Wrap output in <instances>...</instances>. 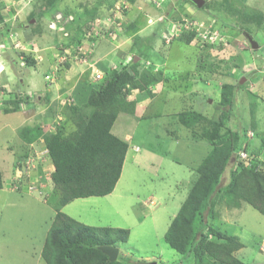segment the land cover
Segmentation results:
<instances>
[{"label": "rangeland", "instance_id": "1", "mask_svg": "<svg viewBox=\"0 0 264 264\" xmlns=\"http://www.w3.org/2000/svg\"><path fill=\"white\" fill-rule=\"evenodd\" d=\"M118 1H114L110 8ZM19 2L28 8V12L22 18V25L15 24L21 18L11 25L37 29L46 41L49 40L39 45L38 53L33 49V37L25 40L26 45H20V39L14 44L12 41L17 34L15 30L10 31L11 22L4 21L5 12ZM129 2L125 14L121 15L124 31L116 37L118 39L133 36L140 29L127 22L126 14L132 10L136 12L137 4L143 3L139 0ZM107 3L104 0H0V16H5L0 21V36L3 30L9 32L11 42L4 45L10 49L6 56L15 72L12 85L0 88V100H5L6 104L0 105V171L7 176L2 178L4 189L0 188V202L5 201V206H0V264H36L58 209L92 226L130 229L132 235L126 244L120 245V254L131 263L194 264L192 257L172 248L165 235L198 178L196 168L204 157L217 142L234 143L236 131L246 128L249 142L247 149L239 152V157L242 159L249 154L246 163L264 171V0H205L202 7L191 0H171L175 8L170 20H166L168 25L164 24L163 14L155 26L149 25L147 33H155L156 39L137 59L145 65L146 72H162L163 79L146 90L131 89L129 98L137 102L136 111L133 114L119 113L112 128L123 138L130 136L125 165L113 193L80 197L65 205L59 203V192L51 180L52 161L46 152H42L46 148L45 141L42 138L36 140L33 147L37 152L25 154L24 147L29 142L23 140L25 144L21 142L19 147V131L22 127L36 124H40L44 131H51L57 122H60L58 125L67 122V131L72 130L75 112L90 110L86 109V102L91 88L83 89L78 83L72 87L73 82L66 79L67 87L62 86L66 92L64 98L68 100L66 105H62L60 100L51 102L50 96L39 103L37 94L33 101H22L18 105L16 97L19 91L26 93L23 84L26 80L37 89L46 88L48 83L51 86L46 75L52 73L56 55L69 49L74 54L75 41L80 40V36L83 43L89 44L91 62L96 63L93 61V48L104 37H90L87 27L91 23L101 31L104 21L97 19L109 15L111 9L107 12ZM59 8L65 9L68 15V10L74 11L69 23H64L65 20L57 16H62ZM187 23L191 25L190 29L182 30L168 40L169 30L179 25L185 29ZM132 27H135L134 31ZM191 29L198 32L193 30L196 36L187 43L183 34ZM204 31L209 35L216 33V36L205 39L201 35ZM247 34L254 37L260 47L254 48ZM142 38L139 34L133 36L128 48L137 50L135 42L139 44ZM13 58L17 60L15 66ZM33 58L36 60L34 65L31 63ZM83 65L92 75L88 62ZM67 69L70 74L78 70L73 69L70 63L58 69L55 81L60 76L64 78L62 71ZM91 78L92 82L88 84L93 87L101 84L102 80ZM223 91L232 97L221 103ZM186 110H195L207 119L186 127L179 120V114ZM219 115L223 119V125L219 127L220 136L208 140L203 127L208 124L213 127L211 121ZM7 133L8 142H5L2 135ZM28 160L35 167L42 163L43 170L27 169V173L31 170L27 177L24 166L28 165ZM229 170L223 182L228 178ZM33 176L36 177L35 187L29 190V186L22 182H30ZM24 199L27 200L25 205ZM16 200L18 202L14 206L7 204ZM34 201L43 209H37ZM215 211L219 217L213 219L208 213V220L244 243L235 255L245 264H264V214L245 201L241 207L229 206L220 196L215 198ZM40 264L46 262L43 260Z\"/></svg>", "mask_w": 264, "mask_h": 264}, {"label": "trees", "instance_id": "2", "mask_svg": "<svg viewBox=\"0 0 264 264\" xmlns=\"http://www.w3.org/2000/svg\"><path fill=\"white\" fill-rule=\"evenodd\" d=\"M1 19H4L2 14ZM183 35L185 42L190 43L196 33L189 30ZM154 39L155 33L142 38L139 44L135 42L140 58ZM75 42H83V37ZM31 63L34 65L36 60L33 58ZM105 76L89 93L86 109L90 110L75 112L72 130L67 131V122L60 125L57 122L51 131H44L40 124L25 126L19 131L23 140L29 143L44 139L47 155L54 165L51 178L59 192L61 205L76 198L104 196L114 191L123 171L129 142L112 131L113 125L119 113H135L137 102L129 98L131 89L146 90L163 79L162 72H146L134 58L120 70H108ZM29 97L18 94L17 104L28 103ZM231 97L223 91L220 102L229 101ZM206 119L195 110L179 114L180 122L186 127ZM211 123L213 127L211 124L203 127L208 140L220 136L222 115ZM248 135L247 129L242 128L236 131L234 143L220 141L214 144L196 168L198 178L166 232L168 244L181 254L192 257L194 264H245L235 255L244 243L218 229L208 217L209 214L213 219L219 217L215 211V198L219 196L229 206L241 207L245 201L264 214V171L246 163L249 154L242 159L239 157V152L247 149ZM228 168L229 176L223 182ZM2 186L0 171V188ZM129 235L128 228L92 226L58 209L41 256L46 264H144V261L131 263L121 254L117 260H110L99 248L101 245L119 246L129 239Z\"/></svg>", "mask_w": 264, "mask_h": 264}, {"label": "crops", "instance_id": "3", "mask_svg": "<svg viewBox=\"0 0 264 264\" xmlns=\"http://www.w3.org/2000/svg\"><path fill=\"white\" fill-rule=\"evenodd\" d=\"M104 1H108L107 6H106L107 12H108V10L110 11V9H112L114 7L113 6L112 8H110L112 6V3L114 1L116 2V0H104ZM139 1H142L143 4H137L138 2L136 3L138 5L137 6L138 9H135L136 12H134L132 10L131 13L126 14V16L128 18V20H127L128 23H130V24L133 23L134 25L136 24V26H139L140 27V29L137 30L133 34V36H135L136 34H139L141 37L148 36V33L147 32L150 31V30L147 31L150 28L149 25H154L155 26V24L157 22H159L158 20L161 19L160 18L161 17V14H163L162 16H164L163 18H164V21H165L164 24H166L165 26L168 25V23H167L166 20H170L169 17H171L172 14H174V8H175V5H171V0H139ZM16 4H17V6L12 7V9H11L12 11L11 10L9 11V12H11L10 13L11 14V17H9V12L8 11L5 12L6 18L4 19V21L5 22H9L10 21L11 22L10 25L15 20L16 21L19 20V18H21V20L20 21H17L15 24L18 23L19 25L20 24L22 25V23H23L22 18L28 12V8L27 7H24V5L21 2L16 3ZM168 5H169V7H168ZM59 9L62 10L61 11L62 16H60V14H58L57 16L58 17H61L63 20H65L64 23L65 22L66 23H69L72 20L71 18L73 17V15L71 13H73L74 11L68 10L69 13H70L68 15V13H67V11L65 9H61V8H59ZM148 17H150V18H148ZM150 19H152V20L150 21ZM146 22H148V24ZM19 25H15L14 27H12V25L10 26L11 27L10 28V31H12V30L14 31L15 30L14 32H16V34H17V36H15L16 38L12 42L14 44L15 43H18V42H16V40H19L20 39V40H22V41H19L20 42V45H21V44H25L26 43V41H25L26 39H29L30 40V37L31 38L33 37L34 39H33L32 42H34V43H32V45L35 44V48H33V47L32 48L35 50V52L38 53V51L41 49L39 47V45L45 43L46 40L43 38V36L39 33V31L37 29L25 28L24 26L21 27ZM59 25H60V23H59ZM134 29H135V27H132V30L133 31H134ZM68 31L69 30L67 29V32ZM66 34H69V33H66ZM133 36H130V35L128 37L125 36L126 38H123V39L121 37L119 39L118 38L110 39V38H105L104 37L101 40V42H96L97 45L93 48L94 52H92V54H93L92 56L95 59V60L93 59V61L96 62L95 63L96 64V67L106 73L108 70L113 69L116 66H119L121 63H127L129 61V59L131 58V55H134V54L136 55L137 54V50H135L136 48L135 49H129L128 48V46L131 44V38ZM50 39L53 41L52 38H50ZM7 41H10L11 42L10 36H9V32L7 33L6 30H3L2 37L0 36V57H1V59H3V62L2 63L0 62V84L1 85L4 84V85L2 87H0V88H3V87L5 88V85H6V87H7V85L11 86L12 85V82H13V74H15L14 69H13L12 65L8 62L7 56H6L7 55L6 54L7 53V50H10V49H7L6 46L4 45L5 43L7 44ZM48 41H46V43H48ZM63 41H66V40H62V42ZM67 42H69V40H67L64 43H67ZM83 44H85V43H83ZM84 47H86V48L89 47V44L86 43L84 45ZM15 48H18V46H16ZM51 48L52 47H48V49H51ZM12 49H13V47L11 48V50ZM10 52L12 53V51H10ZM57 55H56V57H57ZM47 57H50V56H47ZM12 60H13L12 63H14V66H15L17 60H16V58H13ZM55 63H56V61H55ZM83 64L84 63H81V62H77V63H72L71 64L73 69L74 68H76V69L78 68V70L75 73H71V74H70V72L68 73V69L67 70H63V71L61 70L63 72V74H64L65 77L64 78H61V76H60V78L57 77L58 79L56 81L52 82L51 86L48 83L47 86H46V88H44V89H42V88L37 89L36 87L32 86V84L29 81L26 80V81L23 82L24 88L26 89V91H25L26 93H24L22 91H19V94H24V95L32 96L33 98L30 99L32 101L34 100V95L37 94V99H38V102L39 103H43L41 101L43 99H45V98L46 99L49 98V96H50V101L51 102H54L55 100L56 101L57 100H60L61 101V104L62 105H65V104H63V100H65V98H64L65 96L64 95H65L66 92H65V89L64 90L62 89V88H64L62 86L67 87V83L68 82L66 83V79H69V80H71V82H73V85L71 84L72 87L73 86H76L77 83L78 84H81L83 86V89H85V87H87L89 89L90 88L92 89V87H93L92 85L88 84V82L89 83L92 82L91 80H89L91 78V76H92L91 75V71L90 70H87L84 67ZM62 82H65L66 84H62ZM53 83H55V84L53 85ZM81 85L79 87H81ZM11 90L13 91L14 88L13 89L11 88ZM11 94H13V93H11ZM4 101L5 100H2V101L0 100L1 105H6V104H4ZM146 109L148 110L147 107H146ZM112 131H113V129H112ZM8 135H9L8 133L2 135V137L4 138V141L5 142H8V140H7ZM18 135H19V133H18ZM18 137H19V141H20L18 145H19V147H21L22 146L21 142L24 143V141H23V139L20 136H18ZM119 137H121V136H119ZM129 137L130 136H128L127 138H123V137H121V138L127 140V139H129ZM42 140H44V139L42 138ZM35 143H36V141L35 142H32V143H26L27 146L24 147L25 154H27V153L30 154V153L37 152V148H34L33 147V145H35ZM134 149L137 150L136 149V146L134 147ZM42 152H46V154H47V146H46L45 150H43ZM14 156H16V155H14ZM126 158H127V155H126ZM39 161L42 162L43 160H39ZM125 161H126V159H125ZM12 163H13V165H15V162H12ZM51 164H52V171H53L54 170V165H53V163H51ZM124 165H125V162H124ZM42 167H44L42 165V163H39V166H37L33 170H35V172H37L36 171L37 169H41V171H42L43 170ZM2 174H3V177L2 178L7 177L6 174L5 175H4V173H2ZM5 179H7V178H5ZM35 179H36V177L33 176L31 178V181L28 182V184H34ZM23 184L26 185L27 183H23ZM1 189L3 190L4 187L2 186ZM11 189L13 191L15 190V188H12V187H11ZM37 200L40 201V199H38V198H37ZM25 201L26 202H23L24 205L27 203V200H25ZM4 202L3 201L0 202V206L1 207L5 206V203ZM16 202H18V200L13 201V202L12 201H9L7 204L14 206V205H16ZM34 203H35V206H36L37 209H40V210L43 209V207H42L41 204H38L35 201H34ZM56 212H55V214H56ZM144 218L145 217L143 216L142 219H144ZM106 226H111V225H106ZM49 228H48V230H49ZM130 235H132V231L130 232ZM130 235H129V238H130ZM127 241H125V242H127ZM125 242H121L120 245L126 244ZM120 245L118 247H119L120 252H121V246ZM42 249H43V247H42ZM42 249L40 250V253L38 254V257L35 260V263L36 264H40V263L43 262V259H42V256H41ZM124 255H126V254H124Z\"/></svg>", "mask_w": 264, "mask_h": 264}, {"label": "built area", "instance_id": "4", "mask_svg": "<svg viewBox=\"0 0 264 264\" xmlns=\"http://www.w3.org/2000/svg\"><path fill=\"white\" fill-rule=\"evenodd\" d=\"M129 1L128 0H119L117 2V4L111 9L110 13H108L109 15L105 18H99L97 19L99 22L103 19L104 23L102 24V28L101 31H97L95 27H93L90 23V25H88L89 27H87L88 29V33L89 35H91L90 37L92 38H98V37H105V38H111L114 39L117 36H119L121 34V32L124 31V20L122 19V16L124 13V10L128 9L129 6ZM152 19H150L151 21ZM184 28L182 26H177L175 28H172L171 30H169V41L173 38L174 35H178V32H181L182 30H188L191 28V25L189 23H187L186 25H184ZM191 30H196V29H191ZM197 31V30H196ZM198 32V31H197ZM171 34V35H170ZM173 34V35H172ZM88 35V36H89ZM203 38H209V39H213L216 33H213L212 35H209L208 32L204 31L202 34ZM87 36V35H86ZM97 36V37H96ZM93 41V39H92ZM94 46V43L93 45ZM77 48L79 49V51H77ZM75 53L72 54L69 50H66L64 53H59L57 55V61L54 64V67L52 68V73L47 74V78L51 81L54 82L56 79V72L58 71V69H61L63 67H65L67 64L69 63H76V62H82V63H86L88 62V66L90 68H92L93 71V77L96 80H103L105 73L98 69L95 64H93L92 58L89 57V50L88 48L84 47L83 44H79L77 45L76 49L73 50ZM0 62H1V57H0ZM2 63V62H1ZM54 71V72H53ZM68 100L63 101V103H67ZM60 123V122H58ZM28 165L24 166V168L26 169H30L31 167H34L35 164L30 163V160H28L26 162ZM30 188H33L32 186Z\"/></svg>", "mask_w": 264, "mask_h": 264}, {"label": "water", "instance_id": "5", "mask_svg": "<svg viewBox=\"0 0 264 264\" xmlns=\"http://www.w3.org/2000/svg\"><path fill=\"white\" fill-rule=\"evenodd\" d=\"M193 1L194 3H196V5L198 7H202L205 0H191ZM247 37L250 41V43L252 44V46L254 48H257V47H260V44L259 42L254 38L252 37L250 34H247ZM138 58V57H137ZM99 248L109 256L110 260H117L118 259V256L120 254V249L118 246H114V245H101L99 246ZM144 264H157V261H146L144 262Z\"/></svg>", "mask_w": 264, "mask_h": 264}, {"label": "clouds", "instance_id": "6", "mask_svg": "<svg viewBox=\"0 0 264 264\" xmlns=\"http://www.w3.org/2000/svg\"><path fill=\"white\" fill-rule=\"evenodd\" d=\"M130 3V2H129ZM111 39V38H110ZM115 39V38H114ZM79 44H82V42H80ZM79 44H77V45H79ZM137 57H139L138 56V54H134V55H131V58L129 59V61L127 62V63H129L133 58H134V61H137ZM140 58V57H139ZM75 63V62H74ZM77 63V62H76ZM82 63V62H81ZM127 63H121L119 66H116V67H114V69H118V70H120L124 65H126ZM70 64V63H69ZM72 64V63H71ZM68 65V64H67ZM66 65V66H67ZM65 66V67H66ZM141 66L142 67H144V68H146L145 67V65L144 64H141ZM64 68V67H63ZM62 69V68H61ZM104 72V71H103ZM105 73V72H104ZM105 75H106V73H105ZM92 76H93V74H92ZM52 83V82H51ZM65 101V100H64ZM63 104H66V103H63ZM0 105H1V103H0ZM55 127H56V125L54 126V129H55ZM47 153H48V149H47ZM18 163V162H17ZM36 166V165H35ZM31 167V170L33 169V168H36V167ZM18 168H19V166H18ZM27 169L26 168H24V172H25V174H26V176L27 177H29L30 176V174H29V172H31V170L30 171H28V173H27V171H26ZM52 173V172H51ZM32 178V177H31ZM31 178H30V181H31ZM52 179V178H51ZM22 183H27L26 182V180H24ZM28 184V183H27ZM28 188H29V190L31 189L30 187L32 186L33 188L35 187V184H28Z\"/></svg>", "mask_w": 264, "mask_h": 264}]
</instances>
